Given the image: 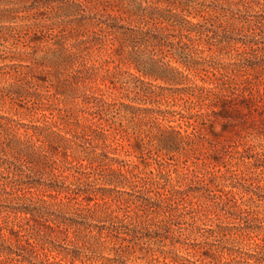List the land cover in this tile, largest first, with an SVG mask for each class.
<instances>
[{
  "label": "trees",
  "instance_id": "obj_1",
  "mask_svg": "<svg viewBox=\"0 0 264 264\" xmlns=\"http://www.w3.org/2000/svg\"><path fill=\"white\" fill-rule=\"evenodd\" d=\"M95 1L97 2L92 8L98 10L101 4L103 10H106L104 0ZM227 1L235 6L240 5L244 9L255 5L264 11L262 9L264 5L256 0ZM145 2L146 5L141 3L133 5L132 16L135 25L130 27L108 23L96 14H91L84 4L85 0H0V188L4 193L8 192L6 188H9L10 192H23V186L32 188L36 184L45 186L50 198L63 195L67 201H79L78 199L81 198L90 202L96 199V196L100 194L99 191L106 189L104 187L72 188L63 184L51 185L40 182L28 183L22 179L23 176L28 175L24 168L54 177L57 176L54 172L59 168L68 171L72 169L73 174L79 176L76 178L78 180L82 178L88 180L90 176L97 174V170H102L107 171L109 175L104 182L133 188V182L127 177L132 172L126 170L123 173L120 169H112L110 167L112 162H118V160L103 151L97 152L98 147H107L105 143L109 137L115 136L113 132L104 129L100 121H104L108 128L116 124L115 119L126 121L133 131V151L141 155L143 151L148 154L152 152L159 157L177 150L180 143L192 146L195 135L193 134V137L182 135L172 127L162 128L157 123L158 119L165 120L178 115L180 119H186L188 125L195 130L200 126L213 124V118L223 117V114L229 111L228 108L237 113L239 111L236 108L237 105L249 109L248 104L256 101L252 99L250 90L248 95L243 96L244 90L250 83L245 75L246 72L249 68L254 70L260 67L258 62L248 60L251 55L256 58V50L252 47L256 44L255 40L242 41V46H248V51L244 49L237 52L238 61L224 66L215 61L212 56L198 55L205 50L198 49L197 44L204 42L207 46L206 51H212V47H215V51H219L234 39L218 37L210 20L200 23L188 18L191 15L193 18L196 16L204 18L208 15L219 21V24L220 21L225 22L233 28L235 24L243 22L236 17L237 14L233 10L222 7L221 11L213 10L211 15L208 13L210 12L208 7L199 0ZM261 20H263L262 15H257L255 25L264 28V22ZM208 23L210 25H207ZM88 33L91 34L89 38L86 37ZM69 39L72 42H67ZM43 41L50 42L51 45L45 48L41 56L34 57L26 50V47L33 48L30 46L31 43ZM19 46L24 50H19ZM94 46H97L98 50L104 49L107 57L99 61L97 65L88 64L87 60ZM114 60L116 64L113 71L104 68V64L109 61L113 63ZM121 66L125 67V70H121ZM38 68L45 71L44 74L37 72ZM232 69L235 70V74H231ZM99 72L102 81L126 83L131 88V92L152 100L151 103H159L160 99L166 98L165 104H168L170 99L173 106L177 105L181 108L175 110L134 107L133 112L132 105L122 102L117 105L108 102L103 94L96 96L82 91L78 97H81L85 104H91L92 110L89 115L93 119L97 118L98 124L94 122L81 124L77 121L71 123L70 119L74 118L73 111L64 110L53 125L48 124L47 121H44L43 125H27L3 111L6 104L33 111L42 108L55 95L65 96V99L76 97L74 96L76 88L73 85H83L86 80L97 76ZM201 72L206 76V81L201 79L202 83H197L194 78ZM207 73L211 76L208 77ZM125 74L130 77V80L122 77ZM157 82L163 85L156 84ZM46 84L48 87L53 86L55 93H49L47 90L44 93L40 92L39 89L47 88ZM96 90L101 92L98 87ZM236 91H239V94L235 95ZM260 99L262 98L259 96ZM232 101L235 103H231ZM27 105L30 106L26 107ZM203 108L205 111H201ZM190 120L192 122H189ZM56 124L62 127L73 125L71 136H67L66 132L61 133L60 128L54 129ZM118 125L124 129L121 121ZM20 128H24L23 134L19 133ZM73 162L75 165L66 166L67 163ZM220 177L223 180L232 181L231 176L221 174ZM151 185L155 184L152 182ZM204 186L210 187L206 182ZM230 186L234 187L232 184ZM199 190V187L173 189L168 196L161 197V200L155 202L150 201L144 204V207L148 206L152 209L149 210L151 213L162 216L161 221L167 223L174 218H180L181 215L174 211L177 209L176 206L184 204L183 198L187 196V193ZM222 193L232 192L229 190ZM156 195L162 196L159 192H156ZM40 202L43 203L44 200ZM17 212L24 215L23 219L29 216V220L35 223L41 222L42 219L53 220V222L59 219L57 216L55 219H48L50 214L39 207H23ZM190 224L193 225V223ZM122 227L110 224L104 230L128 243L136 241L141 244L156 240L154 238L158 234L156 230L141 232L135 228L133 230L125 228L126 231H123ZM216 227L217 230L207 229L209 236H225V231L235 228V226L225 225H216ZM159 229L169 232L166 224L159 226ZM245 229L251 232L255 230L254 227ZM177 232L181 235L180 228ZM100 233L99 231L98 234ZM122 235L125 237H121ZM170 237L172 247L176 243L185 244L179 239L173 240V237ZM35 241L38 242L37 244L40 242V246L47 245L45 239L40 241L35 238ZM204 243L213 246L212 249L205 251L206 253L200 251L204 258H220L226 253L230 259L220 264L240 263L236 257H232L233 253L230 249L211 245L209 242ZM34 247L30 245L31 249ZM150 251L154 252L151 249ZM72 252L63 253L65 264H127L119 257L109 258L103 255L84 254L80 251ZM158 252L161 255H167L164 258H169L173 264H198L173 251L160 249ZM0 254L7 256L0 264H10L12 259H8L9 256H19L9 246L3 244H0ZM252 256L248 255L245 259H250ZM22 258L17 261L24 264H63L64 262L61 259L57 262L35 263L28 257ZM253 259L255 263L262 262L255 257ZM244 262L247 263L246 260Z\"/></svg>",
  "mask_w": 264,
  "mask_h": 264
},
{
  "label": "rangeland",
  "instance_id": "obj_2",
  "mask_svg": "<svg viewBox=\"0 0 264 264\" xmlns=\"http://www.w3.org/2000/svg\"><path fill=\"white\" fill-rule=\"evenodd\" d=\"M145 1L149 0H104L106 10H103L101 4L98 10L92 8L93 4L97 2L95 0H85L84 4L91 14H96L97 17L108 23L133 27L135 25L132 16L133 5L136 3L146 5ZM199 1L204 2L211 15H213V10L221 11L220 8L223 7V9L233 10L237 14L236 17L243 22L235 24L232 28L225 22L220 21L219 24V21L208 15H205L204 18L189 16L188 18L194 22L203 23L210 20L209 22L212 23L218 37L234 39L219 51H215V47H212V51H206L205 43H199L197 44L198 49L205 51L198 55L212 56L215 61L227 66L228 63L238 61L237 52L244 49L248 51V46L243 47L242 41L255 40L256 44H253L252 47L256 50V58L251 55L248 60L258 62L260 67H256L254 70L249 68L246 72L245 75L249 78L250 83L249 87L244 90L243 96L248 95V90H250L252 99L256 101L248 104L250 105L249 109L237 105L236 108L239 110L237 113L228 108L229 111L224 113L223 117L213 118V124L200 126L195 130L188 125L186 119H180L178 115L165 120L158 119L157 123L162 128L172 127L182 135L190 137L195 135L192 146L180 143L177 150H173L169 155H160L159 157L152 152L148 154L143 151L141 155L133 151V131L126 121L115 119L117 122L112 128H108L104 121H100L104 129L113 132L115 136L109 137L105 143L107 147H98L97 152L103 151L118 160V162H112L110 166L112 169H120L123 173L126 170L131 171L132 173H129L127 177L133 182V188L104 182L109 175L107 171L102 170H97V174L90 176L88 180L84 178L78 180L76 178L79 176L73 174L72 169L68 171L59 168L54 172L57 175L54 177L24 168L28 175L27 177L23 176L22 179L28 183L40 182L51 185L63 184L72 188L104 187L106 189L99 191L103 196L98 194L95 200L87 202L81 198L78 199L79 201H67L63 195L50 198L46 187L36 184L32 188L23 186V192H10L9 188H6L8 192L4 193L0 188V244L9 246L13 252L19 255L9 256L8 259H12L10 264H24L17 261L22 260V257H28L35 263L40 261L57 262L63 260V253H73L72 251L103 255L109 258L119 257L127 264H173L169 258H164L167 255H161L158 252L160 249L173 251L198 264H220L230 259L226 253L222 254L220 258H204L200 251L205 252L213 248L204 242L230 249L233 253L232 257H236L239 264H264V28L255 25L257 15H262L261 22H264V11L255 5H252V8L244 9L240 5H232V2L227 0ZM256 1L264 5V0ZM262 9L264 10V6ZM86 37H91V34L88 33ZM67 42H72V40L69 39ZM50 45V42L44 41L31 43L30 46L33 48L26 47V50L31 52L34 57H39ZM18 49L24 50L20 46ZM105 58L107 57L104 54V49L98 50L97 46H94L87 56L88 64L94 63L95 65ZM26 63L29 64V62ZM115 64V60L113 63L109 61L104 64V68L113 71ZM121 70H125V67L121 66ZM130 71L133 72V70ZM37 72L44 74L45 71L38 68ZM235 73V70L232 69L231 74ZM207 76L210 77V73H207ZM122 77L130 80L126 74ZM194 79L197 83H202L201 79L206 81V76L201 72ZM156 84L163 85L160 82ZM83 85H73L76 88L74 95L76 97L65 99V96L55 95L42 108L33 111L7 104L3 111L20 123L27 125H43L44 121L53 125L59 114L64 113V110L73 111L74 118L70 119L71 123L77 121L81 124L90 122L98 124L97 118L93 119L89 115L92 110L91 104H85L82 98L78 97L82 91L96 96L103 94L108 102L117 105L119 102L132 105L133 112L134 107H159L160 109L175 110L181 108L177 105L173 106L170 99H168V104H165L164 99L166 98L160 99L159 103H151L152 100L131 92V88L126 83L102 81L100 72L92 79L86 80ZM52 87L47 86V88L39 90L43 93L47 91L55 93ZM97 87L101 92L96 90ZM234 94H239V91ZM235 95L231 96L236 97ZM259 96L262 99L259 100ZM201 111H205V109L203 108ZM119 121L124 129L118 125ZM57 128H60L61 133L66 132L67 136H71L73 125L62 127L56 124L54 129ZM23 132L24 128H20L19 133L23 134ZM69 160L71 161V159ZM73 165L75 162L66 164L67 167ZM221 174L231 176L232 181L223 180L220 177ZM212 178L215 179L212 180ZM203 179L204 182L201 181ZM152 182L155 185H151ZM205 182L210 187L206 188ZM231 184L234 187H231ZM188 187L191 189L199 187L200 190L187 193V196L183 198L184 204L176 206L177 209L174 212L180 214V218H174L164 223L161 221L162 216L154 215L149 211L152 209L148 206L144 207V204H148L150 201L155 202L161 200V197L168 196L173 189L184 190ZM229 190L232 193H222ZM156 192L161 193L162 196L158 197ZM40 200H44V202L42 203ZM23 207H39L50 214L48 219H55V216L59 219L57 218L55 222L42 219L41 222L35 223L29 220V216L27 219H23L24 215L17 212ZM191 217L193 218L191 219ZM110 224L123 226V231H126L125 228L131 230L135 228L141 232L156 230L157 232H155L158 234L154 238L156 240L153 241H146L143 244L139 242L138 244L136 241L128 243L121 240L122 238H117L116 235L106 233L104 229ZM162 224H166L169 232L159 229ZM216 225L235 226V228L225 231V236H209L207 229L217 230ZM246 227H254L255 230L251 232L245 229ZM178 228L181 229V235L177 232ZM99 231L100 234H98ZM170 236L173 237V240L179 239L185 244L176 243L172 247ZM35 238L40 241L45 239L47 245L40 246V242L37 244ZM30 245L35 247L31 249ZM150 249L154 252H151ZM248 255L253 256L250 259H245ZM5 257L7 256L0 254V262H4ZM253 257L262 262L255 263ZM245 260L247 263L244 262ZM63 261L65 264V259Z\"/></svg>",
  "mask_w": 264,
  "mask_h": 264
}]
</instances>
